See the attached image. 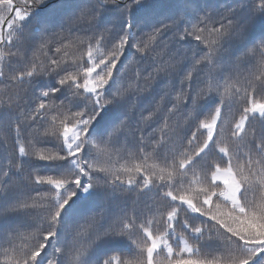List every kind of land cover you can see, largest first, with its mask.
I'll list each match as a JSON object with an SVG mask.
<instances>
[{"label":"snow or ice","instance_id":"snow-or-ice-1","mask_svg":"<svg viewBox=\"0 0 264 264\" xmlns=\"http://www.w3.org/2000/svg\"><path fill=\"white\" fill-rule=\"evenodd\" d=\"M0 264H264V0H0Z\"/></svg>","mask_w":264,"mask_h":264}]
</instances>
